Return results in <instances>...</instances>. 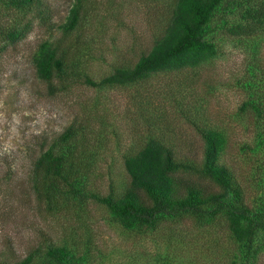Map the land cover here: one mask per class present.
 Wrapping results in <instances>:
<instances>
[{
  "label": "rangeland",
  "instance_id": "1",
  "mask_svg": "<svg viewBox=\"0 0 264 264\" xmlns=\"http://www.w3.org/2000/svg\"><path fill=\"white\" fill-rule=\"evenodd\" d=\"M43 1L48 8L40 19L35 5L21 10L0 0V264L29 253V264H49L46 246L66 247L73 264H264V231L250 243L239 240L222 212L129 229L97 201L59 193L62 183L43 185L34 170L41 151L74 123L82 192L119 197L129 185L125 158L148 140L199 159L200 131L210 129L223 138L218 163L244 202L253 211L264 207V27L248 26L221 0L198 31L209 53L197 46L180 66L91 86L86 79L130 69L150 50L173 21L176 0H80L81 19L66 31L77 0ZM252 1L248 6L261 2ZM13 27L22 33L11 39ZM46 41L68 52L53 94L36 73Z\"/></svg>",
  "mask_w": 264,
  "mask_h": 264
},
{
  "label": "trees",
  "instance_id": "2",
  "mask_svg": "<svg viewBox=\"0 0 264 264\" xmlns=\"http://www.w3.org/2000/svg\"><path fill=\"white\" fill-rule=\"evenodd\" d=\"M3 1L6 6L21 10L35 5V14L40 19L47 14L48 7L43 0ZM220 1L176 0L173 21L150 50L141 54L130 69H118L99 82L90 79L85 82L91 86L110 82L127 83L141 75L188 62L182 56L197 46H202L203 51L209 53L212 47L198 31L211 17L213 10L220 7ZM251 2L253 1L226 0L224 7L228 9L234 6L240 17L248 22V26L263 28L264 0L257 1L252 7L248 6ZM187 8L191 10V15L185 20ZM82 9L80 0L72 5L62 26L65 31L72 29L81 19ZM239 27L240 25H236L234 28ZM21 33L22 29L13 27L8 34L14 39ZM67 53L58 43L52 41H46L40 46L35 59L36 73L39 80L47 83L49 94L56 91L54 80L60 81L66 75ZM74 133L75 124L71 123L48 143L47 148L41 151L34 162L35 173L43 176L45 186L51 185L52 180L62 183L66 189L60 191L61 194L70 193L76 200L92 199L104 205L125 228H151L160 218L186 213L215 215L222 212L230 221V230L239 240L250 243L258 230L264 231V207L257 211L250 209L244 202L243 193L237 187L231 172L218 163V152L223 145V138L217 132L210 129L200 131L203 148L199 159L188 155L178 156L174 149L159 140H148L138 151L125 158L124 167L129 177V185L119 197L82 192V175L78 171L74 172L79 166V156L74 153L73 147ZM181 170L187 173L176 174ZM57 186L58 184L52 190L56 191ZM245 220L248 225L238 229L237 224ZM43 254L49 264H73L72 253L64 246H46ZM34 257L35 253H29L13 264H29Z\"/></svg>",
  "mask_w": 264,
  "mask_h": 264
}]
</instances>
